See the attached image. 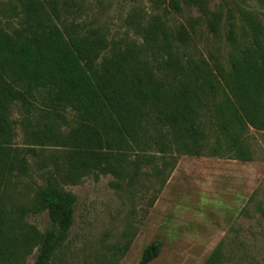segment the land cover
<instances>
[{"label":"trees","instance_id":"trees-1","mask_svg":"<svg viewBox=\"0 0 264 264\" xmlns=\"http://www.w3.org/2000/svg\"><path fill=\"white\" fill-rule=\"evenodd\" d=\"M15 1L18 27L0 30L1 263L20 262L36 248L34 264L51 263L75 221L77 198L64 185L89 176L134 180L155 163L151 153L253 160L245 134L264 131V21L258 15L240 13L242 36L231 24L228 67L214 73L181 50L192 43L200 18L173 29L156 16L138 24L139 44L103 56L107 39L77 23L70 0ZM251 1L264 7V0ZM194 4L218 35L220 18L202 1ZM169 7L182 12L178 0ZM69 111L76 126L63 134L57 126ZM49 147L61 151L46 157ZM30 158L49 176L29 206L16 208L11 200L19 180L33 177ZM41 213L50 225L37 246L38 235L24 219ZM159 254L152 244L140 264ZM223 260L218 247L205 264Z\"/></svg>","mask_w":264,"mask_h":264},{"label":"rangeland","instance_id":"rangeland-1","mask_svg":"<svg viewBox=\"0 0 264 264\" xmlns=\"http://www.w3.org/2000/svg\"><path fill=\"white\" fill-rule=\"evenodd\" d=\"M70 1L76 6L77 23L99 30L107 39L103 56L139 44L138 24L146 25L156 16L173 29L200 18L192 43L181 50L205 61L214 73L217 66L228 67L231 24L242 36L240 13L251 11L264 21V7L251 0H200L220 18L218 35L209 31L195 0H178L180 14L170 9V0ZM20 17L15 0H0V30L11 32ZM20 118L16 114L14 120ZM75 126L69 111L57 131L67 134ZM245 141L251 162L151 153L155 163L144 166L134 180L89 176L77 185H64L77 198L75 221L50 264H140L152 244L160 246V254L149 264H205L218 247L223 264H264V131L250 128ZM16 144H23L20 131ZM45 150L46 157L61 151ZM29 160L33 177L19 180L11 200L16 208L29 206L49 176L38 170L36 159ZM24 224L38 235L39 246L50 225L48 214L28 215ZM126 246L121 255L119 250ZM37 249L11 264H34Z\"/></svg>","mask_w":264,"mask_h":264}]
</instances>
